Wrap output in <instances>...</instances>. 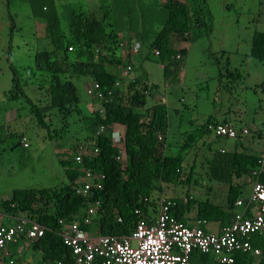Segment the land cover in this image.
Here are the masks:
<instances>
[{"label": "trees", "instance_id": "16d2710c", "mask_svg": "<svg viewBox=\"0 0 264 264\" xmlns=\"http://www.w3.org/2000/svg\"><path fill=\"white\" fill-rule=\"evenodd\" d=\"M191 1L182 3L165 0L160 3L159 0H152L151 3H146V0H118L117 4H112V8L105 3L107 6L104 5L102 9L107 10L102 13L95 9L97 5L91 8L81 4L77 10H70L64 5L66 13L62 17L64 21L62 24L56 0H7L8 9L11 4L17 6L22 4L42 26L41 42L33 53V66L11 69L13 84L11 91L14 92V96L9 99L23 100L28 113L34 115L41 126L47 112L60 110L64 118L66 115L71 116L73 111H79L80 97L75 78L78 80L84 78L85 81L98 80L104 86V91L113 89L110 86L119 78L118 69L123 63L118 51L120 40L118 33L128 34L127 31L132 30L138 36V40L150 49H147V56L142 59L139 57L137 62L131 57L126 61L130 71L127 82L123 84V90L128 93V98L119 97L111 99L109 103H103L106 109L105 119L98 114L96 118H83L81 131L86 133L82 140L86 143L93 141L99 148L97 155L85 159L84 166L105 175L103 190L95 193L90 200L76 196L72 191V184L78 173H74L70 170L71 166L61 161L62 166H68L65 174L69 183L57 188L16 191L11 202H17L20 211L28 213L56 231L60 219L72 220L89 201H99L101 206L96 220L99 224L96 230H100L104 235L129 233L137 219L135 209L148 206L144 202L146 198L161 190L162 184L176 182L184 171L194 170L195 163L184 166L187 158L184 150L176 152L166 148L168 110L161 103L149 106V99L155 96L158 85L155 82L151 88L146 86L149 72L143 64L144 59L150 61L151 58H155L152 50L156 48L161 51L159 61L167 64L164 76L174 79L177 74L179 75L185 61L179 63L175 61L178 51L173 44V37L188 30L191 24L195 25L200 36H204L203 30L208 35L207 24L202 19L190 21L192 10L188 4ZM194 4L199 11L200 8ZM11 20L13 21L12 17ZM138 20L142 23L141 30L136 24L133 28L134 22ZM250 54L256 61L264 64V31L256 30L253 34ZM140 56L142 57L141 54ZM159 61L157 62L160 63ZM227 63L233 79L241 80L242 74L237 69L231 70L229 60ZM29 87L46 88L50 100L46 109L37 107L24 91ZM144 117L149 119L148 124L142 122ZM215 120L210 118L206 124H217ZM114 123L127 126L125 133L127 157L121 160L118 159V149L111 141L110 126ZM101 125H105L107 130L103 135L96 136ZM204 131L209 133L207 126L204 127ZM160 133L165 137L163 142L158 139ZM188 145L190 146V142ZM259 157V152L251 154L216 152L207 157L206 161L210 162L211 166L205 170V176L212 184H219L227 189L229 196V202L224 203L228 211L219 203L214 206L210 204V209L206 213L210 219L221 220L222 223L218 225L216 233L220 234L235 225L240 214V207H235V204L241 200L246 203L257 183L264 188V173L260 172L256 182L253 177L258 169ZM124 163L126 164L123 166ZM195 172L202 175L197 170ZM245 192L248 196H245L247 194ZM174 209V214L178 217ZM117 215L123 218L122 224L118 223ZM210 223L214 224L215 221ZM232 236L237 239L240 236V228ZM245 239L251 241L252 247L262 251L259 263L256 262V257L234 252L237 253L234 264H264V231L248 235ZM28 249L29 254L24 255L25 259L28 260L32 252L39 264L71 258L70 250L62 245L54 232H48L43 238L31 243ZM190 264L218 263L211 255L194 253Z\"/></svg>", "mask_w": 264, "mask_h": 264}, {"label": "clouds", "instance_id": "9594fccd", "mask_svg": "<svg viewBox=\"0 0 264 264\" xmlns=\"http://www.w3.org/2000/svg\"><path fill=\"white\" fill-rule=\"evenodd\" d=\"M95 1L100 3L101 0ZM159 1L160 3H163L165 0ZM176 1L182 3L187 2V0ZM194 3H196V5L200 8L199 11H197ZM188 7L192 10V13H190V21L193 19L200 21V19H202L206 23V10L203 7V2L192 0L191 3L188 4ZM259 15H264V12L261 10ZM135 24L140 30L142 29V23H140L139 20L134 22L133 28ZM258 24L260 26L259 31L263 32L264 23L260 22ZM13 29L14 24L12 23L11 30ZM127 32L128 34L118 33V38L120 39L118 51L119 56L123 59V63L118 69L119 78L110 86L113 87V89L104 91V86L98 80L86 79L84 83L86 94L97 101L94 109H82L79 104L78 112L73 111L71 116H67L65 114L66 116H64V118H62L63 113L60 110L55 109V111L47 112L44 115L45 121L42 122L44 127L41 126L34 115L31 114L30 115L33 116L37 121V125L39 127H37L33 122L18 124L14 121V118H11V123L15 125L19 132H9L7 123H4L3 126L7 127L9 136L15 141L13 146L21 145L24 149L31 148L30 137L26 132L28 130L26 127L30 126H32L30 130L35 131V134L38 132V130L43 131L41 135L39 133L40 139L43 143L48 140L58 144L59 139L61 138L60 134L63 135L67 133L69 129H81L80 124L83 123L84 117L96 118L98 114L99 116H102L103 119H105L106 109L103 106V103H109L111 99H116L119 97L127 99L128 93L123 90V84H125V82L128 80L130 67H127L129 64H127L126 61L129 57H131L137 62L139 57L142 59L147 56V49L150 50L140 40H138V36L135 35L132 30H128ZM203 33L206 35L205 30H203ZM201 37L203 36L198 34L195 29V25L193 24L190 25L188 30L177 33V35H175L172 39L173 44L178 51V54L175 56V61L177 63L183 60L185 61L188 55L189 46ZM68 50L70 51L71 48ZM182 51H184V53ZM152 53L155 58H151L150 61L147 59L143 60V64L149 72V80L146 86L151 88L155 82L158 85L155 96L149 99V106L161 103L166 107L168 110V133L166 134V148L168 150L170 149V151L177 150L176 152H181V150H184L185 154H187L184 166L195 163L194 170L192 172L184 171L182 177L174 183L162 184L161 190L154 193L152 197L146 198L144 200V202L148 204L146 208L138 207L135 209V215L137 219L134 222L131 231L129 233L114 235H104L100 230H96V226L98 227L99 225L96 223V220L101 206L99 201H89L84 206V208H81L80 213L77 214L78 216H75L72 220L65 221L60 219L58 222L59 228H57L55 231L53 228L47 227L31 217L28 213L20 211L17 202H11L16 191L37 188L29 187L15 190L9 196L10 198H8V194L2 192L0 185V193L4 196L3 199H0V241L2 239L5 240L3 245L0 243V264H29L31 261H33V259L36 260V256H34L32 252L31 257H29L28 260L25 259L24 255L29 254L27 251H29L28 248L31 243L43 238L48 232H54L57 234V237L60 238L62 245L70 250L71 258H69L70 260L55 259L47 264H127L124 261L123 255L119 253V246L128 245V248L133 251L132 255L135 259V253L142 251V249L140 250L139 240H142L148 235L155 234V232L160 229V226L163 222H165L168 227L173 225L181 227V231L179 233L180 235L171 250L172 255L174 257H178V259L175 261H170V264H190L191 256L194 253L211 255L218 264H234L236 261L235 254L242 253L256 257V262L259 263L260 257L262 256V251L259 248L252 247L253 245L251 241H248L245 238H247L248 235L251 236L264 231V188L260 183L255 185L253 188V194L246 203L241 200L235 204V207H240V214L236 218L235 225L232 228L228 227L220 234L216 233V230L210 227V225H212L210 222L212 221L206 214L210 209V204H213L214 206L220 203L218 201H214L213 199L217 192L216 190H211L209 198H206L204 201V204H207L206 206L209 208L203 215L205 217H197L194 223H189L184 215L180 214V211L184 210V207L180 211H178V209L183 203L182 200L186 202L185 205L193 203L196 200L192 199L189 195L186 198L183 197V194H181L179 190H175V194L173 192L175 188L184 186L192 187L195 186L201 179H204V181L209 179L204 173L205 170H208V167L211 166V163L206 161V159L210 154H215L216 152H235L238 154H251L259 152L260 157L258 160V169L253 174V177H255L254 182H256L260 172L264 173V139L263 141H259L257 139V137H264V131L252 128L248 124H238L237 122L228 120L226 118L211 117L216 119L215 121L217 124H206L205 121L202 126L200 125L198 127V133L196 136H193V134L188 135L187 139L178 142L179 145L174 148L172 144L168 143L170 116L171 113L178 114L181 111V107L176 105L175 100H170V90L172 88H180L182 85L180 84L181 81L179 79L177 83L178 74L174 79H169L164 76V68L167 64L165 62L162 63L159 61L161 51L155 48L152 50ZM223 54H227V51L224 50ZM153 63H155L157 66H155ZM132 65L134 66V64ZM12 68L13 66L8 65V69L11 74V88L0 91V100L2 102H16L9 100L14 96V92L11 91L13 86L11 80ZM154 69H159L162 72L163 77L160 81H156ZM229 71L230 67L228 63H226L225 74L230 79L232 76L229 74ZM36 89L40 94V99L34 101L31 97L30 98L35 102L37 107L46 109L50 104L47 90L45 87ZM234 89L236 88L234 87ZM259 89L264 91V84L257 85L252 90L253 94L255 95L258 93ZM245 99H247V96ZM17 101L22 103L24 102L23 100ZM180 103L183 107H185V100L183 98L180 99ZM21 109H23V107H21ZM20 110H16L17 117L15 118L20 120L28 119V116L23 117L21 115L19 112ZM9 111L13 112V108L7 109V113ZM25 112L28 113L27 109H25ZM75 115L79 116L76 122L73 120ZM65 117L68 119H65ZM209 119L210 118H208L207 121ZM148 121L149 119L147 117H144L142 120L144 124H148ZM206 126L208 127L209 133L204 131V127ZM34 127H36V130H34ZM110 128L112 144L118 149V159L121 160L126 158L127 150L125 144V133L127 126L121 123H114L110 126ZM106 130L107 127L105 125H101L96 132V136L103 135ZM192 137L194 138L189 141ZM164 138V135L160 133L158 137L159 141L163 142ZM82 139H75L72 146L69 148H66L61 144L59 148L55 149V152L59 156V163L61 161L66 163L68 166H71L70 170H72L74 173H78V177L75 178L72 184V191L74 194L78 197L90 200L95 195V193L103 190L106 177L105 175L94 172L93 170H90L84 166L85 159L97 155L99 153V148L95 146L93 141L86 143ZM222 140L235 141V148L230 150L227 145L223 144ZM2 141H4V139H0V142ZM253 141H256V143ZM188 142H190V146L188 145ZM247 143H253V145L250 146L247 145ZM214 145H217L219 148H214ZM125 164L126 163H124L123 166ZM68 166H62L65 176V181L62 184L69 183L67 174H65V171L67 172ZM195 170L201 172L202 175L200 176L196 174ZM62 184L50 188H57ZM212 185V183H209V186L213 187ZM205 193H207L206 190ZM178 199H181V201ZM228 202L229 196L227 197L225 203ZM173 208H175L174 210H176V213H178V217H176L174 214ZM224 210L228 211V207H226ZM117 221L118 223L122 224L123 218L120 215H117ZM238 228H240V236L237 239H234L232 234ZM139 231L141 234V239L134 237L135 233H138ZM8 235L10 239L7 238ZM139 264H146V262L143 263V261H141Z\"/></svg>", "mask_w": 264, "mask_h": 264}, {"label": "rangeland", "instance_id": "374dc122", "mask_svg": "<svg viewBox=\"0 0 264 264\" xmlns=\"http://www.w3.org/2000/svg\"><path fill=\"white\" fill-rule=\"evenodd\" d=\"M117 1L101 0L97 3L93 0H56V6L64 24V5L70 10H77L81 4L91 8L97 5L95 9L102 13L107 10L102 8L107 5L112 8V4H117ZM146 1L151 3L152 0ZM196 1L203 2L206 10L208 35L189 46L185 65L177 77V83L179 79L182 87L170 90V100H175L176 105L181 107L178 114L171 113L170 116L168 143L174 148L179 145L178 142L187 139L188 135L196 136L198 127L211 117L226 118L264 131V91L259 89L255 95L252 92L257 85L264 84V64L256 61L250 54L253 34L260 30L258 23H264V15H259L261 10L264 12V0ZM41 35L42 26L24 5L11 4L8 9L7 0H0V91L11 88L8 65L17 68L33 66V53L39 48ZM224 50L227 54H223ZM227 60L230 61L231 69H237L242 74L241 80L236 81L233 77L229 79L226 76ZM154 71L156 81H160L162 72L155 69ZM84 81V78L74 79L78 86L80 106L82 109L93 110L97 101L86 94ZM25 91L34 101L40 99V94L34 87L26 88ZM182 98L185 100V107L180 103ZM10 108H13V112L7 113ZM17 109H21L19 112L23 117L29 118H15ZM25 109L24 102L0 100V139H4L0 142L2 192L29 187L50 188L62 184L65 176L55 149L61 144L66 148L71 147L75 139H82L86 133L81 129H69L67 133L60 134L58 144L48 140L43 143L39 136L43 131L38 130L35 134V131L30 130V126L26 127V132L30 137L31 148L13 146L15 141L9 136L4 123H7L11 133L19 132L11 123V118L18 124L33 122L39 127L35 118L25 112ZM78 118L79 116L75 115L73 120L76 122ZM257 139L263 141L264 137ZM222 141L230 150L235 148V141ZM247 145L252 146L253 143ZM214 148L219 147L214 145ZM245 196H248V193Z\"/></svg>", "mask_w": 264, "mask_h": 264}, {"label": "built area", "instance_id": "2783aa9c", "mask_svg": "<svg viewBox=\"0 0 264 264\" xmlns=\"http://www.w3.org/2000/svg\"><path fill=\"white\" fill-rule=\"evenodd\" d=\"M180 228L174 225L168 227L163 222L155 234L148 235L142 240H139L140 250L142 249V251L135 253V259L132 255L133 251L128 248V245H120L119 253L123 255L124 261L127 264H139L141 261L143 263L146 262V264H170V261L178 259V257L172 255L171 250L180 235ZM134 237L141 239L140 231L135 233ZM7 238L10 239L9 235ZM4 242V239L0 241L2 245Z\"/></svg>", "mask_w": 264, "mask_h": 264}, {"label": "crops", "instance_id": "0c3cea01", "mask_svg": "<svg viewBox=\"0 0 264 264\" xmlns=\"http://www.w3.org/2000/svg\"><path fill=\"white\" fill-rule=\"evenodd\" d=\"M209 183H211V181L209 179H207L206 181H204V179H201L200 181L197 182V184L195 186L192 187H178L174 189V194L176 193L175 190H179L181 194H183V197H187L188 195L192 198L195 199L196 201L193 203H190L188 205H185L186 202L182 200V204L179 206L178 211H180L183 207L184 210L180 211L181 215H184V217L187 219V221L189 223H194L195 219L201 218V217H205L203 216L204 213L209 209L206 205L204 204V201L206 198H209V195L211 193V190H216V194L214 196V201H218L220 203L223 204L224 209L226 208V206H224V203L226 202V199L228 197L227 194V189L223 188L222 186H219L217 184H213L211 186H209ZM2 184H3V178L0 177V185L2 188ZM206 184V186H205ZM205 190L207 191V193H205ZM14 191L9 190L5 193L8 194V197L13 193ZM4 196L0 193V199H3ZM181 201V199H178ZM207 218V217H206ZM211 221H215L214 224L210 225V227L214 230L218 229V225L222 222H220L221 220H216L214 218H211ZM38 262L36 260L33 259V261H31L29 264H37Z\"/></svg>", "mask_w": 264, "mask_h": 264}]
</instances>
